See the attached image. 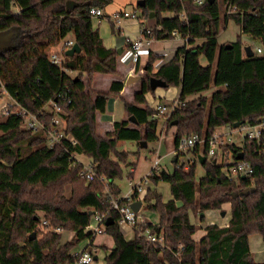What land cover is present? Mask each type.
Instances as JSON below:
<instances>
[{
  "label": "trees",
  "instance_id": "obj_1",
  "mask_svg": "<svg viewBox=\"0 0 264 264\" xmlns=\"http://www.w3.org/2000/svg\"><path fill=\"white\" fill-rule=\"evenodd\" d=\"M143 1L144 6L138 4L142 16L154 12L156 21L151 28L142 27L146 40L172 39L174 32L188 37L171 60L159 65L164 56L150 51L144 65L148 77L181 88L178 105L164 122L147 101L146 94L154 91L149 80L141 82L133 101L121 95V55L118 48L104 44L91 14L93 7L105 9L112 0H0V32H18L17 46L0 54V84L6 83L30 111L57 100L69 136L50 147L42 133L27 128L22 114L11 113L0 121V264H76L72 250L93 238L87 228L96 215L103 217L104 232L114 240L112 248H104V264H264L255 259L249 242L252 234L264 239V134L261 139H246L243 146L222 145L224 152L244 150L254 169L251 178L228 180L223 165L214 163L215 156L209 159V142L186 151L194 155L192 162L178 160L172 171L164 167L154 171L151 183L169 182L172 198L163 201L156 187L148 186L145 201L160 221L141 224L140 229L163 235L164 245L139 231L128 239L122 230V216L113 208V200L122 198L116 180L126 172L133 178L128 169L136 162L130 161V151L119 149L120 140L134 141L138 147L143 141L157 143L163 124L177 121V147L191 134L210 138L219 126L255 124L264 117V56L256 52L247 56L241 38L244 32L264 44V0H224V16L220 0ZM229 20L242 32L236 40L220 43L221 25ZM112 29L117 32L114 23ZM70 35L81 51L72 56L65 51L60 67L51 62L50 49ZM127 48L132 49L133 43ZM96 73L116 79L106 90L95 89L91 80ZM63 95L72 102L67 104ZM113 95L122 98L127 114L137 122L116 121L101 134L98 115L107 110ZM74 154L95 164V180L81 175L84 165H73ZM201 154L207 157L202 164L205 173L197 180ZM67 184L73 186L69 196ZM247 187L256 190L234 196ZM225 203L231 204L229 223L208 224L205 235L195 239L199 226L192 222L191 212L205 221L202 212L222 209ZM56 227L73 231L72 238L63 243Z\"/></svg>",
  "mask_w": 264,
  "mask_h": 264
},
{
  "label": "built area",
  "instance_id": "obj_2",
  "mask_svg": "<svg viewBox=\"0 0 264 264\" xmlns=\"http://www.w3.org/2000/svg\"><path fill=\"white\" fill-rule=\"evenodd\" d=\"M203 0H199L198 3H202ZM234 10H229L228 12H234ZM91 14L93 17L103 16V9L99 7H93L91 9ZM121 16H134L136 13L123 12ZM174 35L177 36L178 33L174 32ZM185 42L188 41V37L183 38ZM150 40V39H148ZM74 45V40H64L59 44V49L56 52H50V60L52 63L63 67V54L69 48ZM150 50L148 48L142 47V41L136 39L133 43V50L131 51L132 58L136 62L141 54H149ZM257 52H262V48L258 47ZM62 96V93L59 94ZM64 96V95H63ZM64 98L67 100V104L72 102V99L69 95H65ZM169 105L170 108H169ZM178 101L172 104H163L159 103L155 106L157 110L155 116L163 115L165 119H168L170 114L176 109ZM0 112L3 116H7L11 113H18L25 116V125L27 128L33 130L36 133H42L46 138V144L50 147L61 144L64 138L69 137L66 132V118L62 114L63 108L57 102V100H52L45 106H43L39 111L34 112L30 111L28 108L21 105L19 100L13 96L7 86L3 81L0 84ZM49 113H52V117H49ZM231 132L227 134H218L217 131L210 137L202 136L199 133H194L189 136L184 137L179 145L176 147V153L185 152L189 148L196 146L197 144L205 145L209 142V156H215L216 163H218V155H221V162L218 164L223 165V174L230 181H240L242 177L251 178L254 173L252 164L245 159H237V154L233 151L228 150L224 152L223 146L226 144H233L232 142L226 143L224 141V136H228L229 140H232L233 133H237L242 138V146L246 139H261L264 134V117L260 119L255 124H240L237 128L229 126ZM240 152V151H239ZM234 154L236 156H234ZM233 156V159L230 157ZM76 158L73 165H76L79 162L83 163V169L81 175L87 180H95L98 177V174L95 169V164L92 161L84 162L82 161L77 154H74ZM161 157L157 156L153 162L151 170L140 180H130V190L128 193L121 199L113 200V208L117 209L121 214V224L127 225L130 227L134 234L138 231L140 234H143L149 241L157 242L161 245H164V236L151 233L148 229L146 231H141V224H148L150 220L144 215L141 210L135 211L132 208V203L135 201H145V196L148 191V185L151 183V176L154 174V171L160 168ZM100 180H104L103 176L99 177ZM137 194V198L133 200V194ZM122 200H127V203H121ZM96 225L90 224L87 228L88 231L93 233V238L104 232L103 217L100 215L95 216ZM43 224L49 226L48 221L44 220ZM54 231L62 232L61 227L53 228ZM73 256L75 257L76 264H92L96 260V254L90 246V239H88V244L84 246H77L72 250Z\"/></svg>",
  "mask_w": 264,
  "mask_h": 264
},
{
  "label": "rangeland",
  "instance_id": "obj_3",
  "mask_svg": "<svg viewBox=\"0 0 264 264\" xmlns=\"http://www.w3.org/2000/svg\"><path fill=\"white\" fill-rule=\"evenodd\" d=\"M220 6H221V13L224 16V14L227 12L226 7H225V3L224 0H220ZM128 11L131 13H136L137 15H139L140 10L138 9V0H112V2L107 5L105 7V16L106 18L112 17L113 15H115L116 12L118 11ZM140 16V15H139ZM105 18V21L107 23V25L112 27V24L110 23V21L108 19ZM112 19V18H111ZM114 20V19H112ZM94 22H97V17H94ZM113 31V29H112ZM100 32V31H99ZM242 29L240 28L239 25H237L233 20H229L227 22L223 21V24L221 25L220 28V33H219V41L224 43V42H231L237 39L238 35L241 34ZM68 38V37H67ZM241 38L243 41V44L245 46H251L253 51L256 52V54L260 55V56H264V44H261L258 40L252 39L248 34L242 32L241 34ZM261 47L262 48V52L258 53L257 52V48ZM59 49V45L53 47L52 49H50V52H56ZM203 63L206 62V60L203 58L202 59ZM73 75H76L77 73L73 72ZM106 76H110V74L107 73H96L93 75L92 80H91V85L92 87H95V84L97 83V81L99 82L100 77H106ZM112 76V75H111ZM125 78V76H124ZM87 80L89 78H86ZM108 89L107 85L105 86H100L99 90H106ZM211 90L205 92L210 93ZM175 90H172V88H167V87H159L158 88V92L155 93V97L153 96L154 94L150 95L148 97V99L150 100V102L153 104H151V106L154 108L156 105V103H163V104H170L173 101V98L175 96ZM116 97V96H111ZM110 104V103H109ZM3 115L0 112V121L3 119ZM162 122H163V118H162ZM99 119H98V126H97V130L98 132L101 130V128L99 127ZM176 127V125H166L164 127V124L162 126V130L161 127L159 128V130H161V136H160V140L159 142L155 143H149L147 144V149L138 147L136 142L131 141V140H120L119 141V149L120 150H127L131 152L130 155V161L132 162H136V166H137V171H136V176H140L145 174L151 163L152 160H154L155 155L158 153V155L160 156H164L165 154L169 153L170 151H172V149L174 148V139L171 138L172 136L168 135L165 133L169 132L170 129H172V127ZM177 130V127H176ZM217 132L218 134L222 135V134H227L229 132H231V128L228 125H222L217 127ZM100 133V132H99ZM0 134H1V130H0ZM224 141L226 143L232 142L235 143L236 145L242 146V138L237 134V133H233L232 135V140L230 141L228 136H224ZM158 143H160L158 145ZM203 146V145H201ZM152 153V154H151ZM173 153H170L166 156H164L163 161H162V165L165 166L166 168H168L170 171H172L174 169V163H173V158H174ZM183 155V156H182ZM180 157L181 162L185 161L188 163L189 159L195 158L194 156H192L193 154L187 153L185 152V154H182ZM160 156V157H161ZM78 157H80V159L84 162H89L91 161L88 157H86L85 155H78ZM162 158V157H161ZM210 160L212 159V156H210L209 158ZM230 159H233V156L230 157ZM193 161V159H192ZM190 161V162H192ZM221 162V155H218V163ZM189 166V164H187ZM205 173L204 171V167L202 166L201 163L198 164L197 166V172H196V177L197 180L203 176ZM116 183L120 186L121 188V197H123L125 195V193L128 191V183H129V178L127 175V172L124 173V175L116 180ZM148 186L150 187H156L157 191L162 194V199L163 201H168L169 199L172 198V194H171V184L167 181H160L158 184H152L150 183ZM72 184H67L65 187V193L69 196L71 191H72ZM145 208L143 209L142 213L144 215L147 216V218L150 220V222H158V220L160 221L159 218V214L154 212L153 210L149 209L148 207V203L144 202ZM223 209V207H222ZM191 220L193 223H195L196 225L199 226V229L197 231V233L195 234L197 237L196 238H200V234L202 232V230L204 229L205 225L208 223V221L210 220V215L208 214L205 218V221H202L201 217L197 214H195L194 212H191L190 214ZM153 222V223H154ZM122 229H125V233H126V237L127 238H131L134 237V231L131 228H126V225L121 224ZM62 241L63 243L66 241H69L72 236H73V231L71 230H63L62 231ZM106 234V233H105ZM107 236V235H105ZM96 238V236L94 238H89L90 239V246H92L94 251H97V253H99V259L95 260L92 264H104V257H105V250L104 248L106 246H104V244L102 245H96L94 244V239ZM195 238V239H196ZM257 240V238L253 239V249L255 252V258L256 260L262 262L264 261V240L261 241V243L257 245H254V241ZM88 242V239H86L85 241H83L82 243L79 244V246H83L85 243ZM77 247V246H76ZM96 248V250H95ZM109 248V247H106Z\"/></svg>",
  "mask_w": 264,
  "mask_h": 264
},
{
  "label": "crops",
  "instance_id": "obj_4",
  "mask_svg": "<svg viewBox=\"0 0 264 264\" xmlns=\"http://www.w3.org/2000/svg\"><path fill=\"white\" fill-rule=\"evenodd\" d=\"M105 9H103V16L97 18V22H94V26L95 28H98L100 31V35L104 40V44L109 47V48H122L121 51V58L119 61V70L123 73V77L125 76V78L123 79L124 82V88L121 91V95L124 96L127 100L129 101H133L135 98V94L139 91L140 89V84H137L135 86H128L125 84V80L127 78V76L130 73H134L136 71H140L144 68V65L146 64V62L148 61V54L144 53L141 54L138 58V60L135 62L134 59L132 58V54L131 51L132 49H128L127 47L134 43V41L136 39H139L140 41H142V47L144 48H148L150 51H154L158 54H161L164 56V58L161 60V62H159V65L169 61L172 59V57L175 55L176 50L183 46L184 44H186L187 42L184 41V39L182 37H180L179 35L175 36L172 39H161V40H156V39H150V40H146L143 36H142V27H147V28H151L155 25L156 21L154 19L155 14L153 16H151V13L149 15V17H143L142 16V12L140 11L139 15L136 14V17L134 16H121V13L123 12H128V11H118L115 13V15H113L112 17L106 18L105 16ZM131 13V12H129ZM105 18L108 19L110 21L111 24H115L116 28H117V32L116 31H112V27L107 25ZM114 20H112V19ZM73 39V36L70 35L68 37V40ZM222 43V42H220ZM255 53V52H254ZM116 79L115 76H106V77H100L99 82L97 81V83L95 84V89H99L100 86H105L107 85V87H109L110 83L112 82V80ZM159 88V87H158ZM158 88L154 91L148 92L146 94V98L148 103L153 104V102L151 103L150 100L148 99V97L152 94H154L153 96L155 97V93L158 92ZM167 88H172V90H175V96L173 98V101L170 103H174L176 101H178V98L180 96L181 93V88L179 86H170ZM110 103V104H109ZM108 106H107V110L104 113H100L98 115V119H99V124H100V128L101 130L99 131L101 134H104L106 131L110 130L113 128L114 123L116 121H121L123 119L129 118V115L127 114L126 110H125V104L124 101L122 100V98L120 96H116V97H111V99L109 100ZM158 103L154 104L157 105ZM155 108V107H154ZM163 118V122L166 121L165 117L163 115H161ZM165 127V124H164ZM176 132V127H172V129H170L169 132L165 133L168 134L169 136L171 135L174 139V133ZM137 144V143H136ZM148 144V143H147ZM160 143H158L159 145ZM138 146V144H137ZM141 148L147 149L148 147H144L142 146L141 143ZM149 150V148H148ZM186 152V151H185ZM185 152H180V153H176V147L174 145V148L172 149V151H170L169 153L165 154L164 156L173 153L174 158H173V163H175L176 161L180 160V157L183 154H185ZM152 154V153H151ZM177 155V156H176ZM159 156L158 153L155 155V157ZM161 156V155H160ZM164 156H161V164L160 167H164L162 164L163 158ZM183 156V155H182ZM194 156V155H192ZM80 158V157H79ZM192 159L194 160V158H190L189 161H192ZM155 160V158H154ZM154 160H152V163L148 169V171L140 176H136V171H137V166H131L129 167V171L134 173L133 178L129 179V183L131 179L134 180H140L142 179L144 176H146V174L151 170L152 166H153V162ZM181 162V160H180ZM168 169V168H166ZM128 183L129 187H128V191L130 190V184ZM128 191L125 193V195L128 193ZM124 195V196H125ZM123 196V197H124ZM144 202L146 201H142V204L140 206V210L141 212L143 211V209L145 208ZM225 211V212H223ZM210 215V220L208 221V223L205 225V227L208 224H212V223H217L219 225H227L231 219V204L230 203H225L223 205V209H217V210H209L205 212V216ZM154 222V221H153ZM151 222V223H153ZM158 222H154V224H157ZM91 224L96 225V220L95 217L93 218ZM204 229L202 230L201 234H200V238L202 236L205 235L206 230ZM126 228H130L126 225ZM123 232L125 233V229H122ZM197 233V232H196ZM195 233V234H196ZM107 235V236H105ZM126 235V233H125ZM135 236V235H134ZM194 237L196 238L197 236L194 235ZM134 237H132L133 239ZM200 238H196L197 240H199ZM257 238V240L254 241V245H257L259 243H261L263 239V237L261 236V234H252L249 237V242H250V248L251 251L253 252L254 256H255V252L253 249V239ZM131 239V238H128ZM94 244L96 245H102L104 244V246L112 248L114 246V240L112 238L111 235L109 234H105V233H101L96 235V238L94 239ZM87 243H85L84 245H87ZM83 245V246H84ZM79 246V245H78ZM93 248V247H92ZM96 250V248H95ZM96 254V260L99 259V253H97V251H94ZM256 259V258H255ZM258 261V260H257Z\"/></svg>",
  "mask_w": 264,
  "mask_h": 264
},
{
  "label": "water",
  "instance_id": "obj_5",
  "mask_svg": "<svg viewBox=\"0 0 264 264\" xmlns=\"http://www.w3.org/2000/svg\"><path fill=\"white\" fill-rule=\"evenodd\" d=\"M138 4L140 6H144L145 2L143 0H139ZM153 15H154V12H151V16H153ZM17 35H18V32L16 30H14V29L5 30V31L0 32V54L3 53V52L8 51L9 49H11L13 47L17 46V43H16ZM245 50L247 51L246 52L247 56H252L254 54V51H253L251 46H246ZM80 51H81L80 45L78 43H74V45L66 51V55H71L72 56L75 53L80 52ZM121 51H122V48H119L118 49L119 54H121ZM144 80H149L152 90H156L158 87H168L167 82L164 81L163 79L155 77V76L148 77L147 74H146V67H144L140 71H136L134 73H130L127 76L126 80H125V84L128 85V86H132L133 87V86L141 83ZM130 120L132 122H137V120H136V118L134 116H131ZM176 124H177V121H174L172 123V125H176ZM239 125H240V123L236 122V123L233 124V127L237 128ZM142 146L146 147L147 146V142L143 141L142 142ZM243 157H244V152L240 151L237 154L236 158L237 159H242ZM206 159H207V157L204 154H201L199 156V162L201 164L205 163ZM214 163H216V159L214 160ZM242 178H245V177H242ZM255 190H256L255 187H247V188H245L242 191L234 193V196L237 197V196L248 195L252 191H255ZM141 204H142V201H135V202L132 203L131 206H132V208L135 211H138L140 209ZM223 212H225V211H223ZM201 215L202 216L205 215V212H202ZM109 222H110V218L108 219L107 223H109ZM33 235L35 236V233Z\"/></svg>",
  "mask_w": 264,
  "mask_h": 264
}]
</instances>
